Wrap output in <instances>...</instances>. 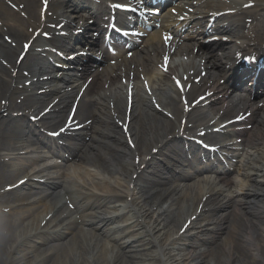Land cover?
Returning <instances> with one entry per match:
<instances>
[{
	"label": "bare ground",
	"instance_id": "6f19581e",
	"mask_svg": "<svg viewBox=\"0 0 264 264\" xmlns=\"http://www.w3.org/2000/svg\"><path fill=\"white\" fill-rule=\"evenodd\" d=\"M25 1L29 3L26 22L0 0V16L16 41L33 38V31L27 32L28 26H41L35 20L38 4ZM250 1L255 5L245 9L244 5ZM203 7L210 8L206 12L208 16L213 11L211 16L218 12L223 15L211 28H207L209 20L202 16L200 8ZM172 9L161 19V28L151 38L150 55L134 59L123 74L128 79L133 73L130 81L134 85L127 132L118 126L119 121L125 120L123 92L127 83L119 85L117 71L106 66L87 90V94L98 91V97L88 103L86 110L94 123L90 145L78 156V166L60 171L56 186H61L52 187L49 201H46L48 197L43 199L41 190L34 191L35 182L30 174L25 175L26 179L18 177L22 172L19 165L12 168L8 186L13 189L5 192L3 184L7 176L0 158V264H264L263 108L257 103L237 107V101L229 97L224 85L217 80L211 83L201 80L197 87L184 88L187 109L179 103L180 98H175L172 83L157 67L164 52L163 34L169 37L173 33L183 42L190 38L191 45L198 47L197 53L192 50L187 59V65L195 71L193 77L199 76L202 70L217 68L218 48L230 47L229 61L235 54L252 56L253 52L264 49V0H179L175 10ZM229 11L234 12L227 15ZM247 17H252L249 24L245 21ZM188 19L207 31H216L214 34L222 37L221 40L208 43L203 52L202 44L197 41L201 34L183 33L190 25ZM230 34L235 36L232 44L223 40ZM33 41L35 48L40 39L33 38ZM53 43L64 46L58 38ZM178 53L188 54V49L176 48L174 55ZM12 54L6 45L1 47L0 98L8 101L12 87L20 80L14 72L24 67L14 61ZM199 56L205 57L202 66ZM28 66L35 75L37 67ZM179 70L184 71L185 66ZM141 75L149 80L156 105L144 91ZM38 85L42 86V81ZM112 85L116 86L113 99H108L106 91ZM46 96H39L35 102L24 99L18 110L26 108L30 114L37 115L36 121L45 123L49 114L40 116L38 102ZM203 96L213 112L197 103ZM92 102L94 107L90 106ZM67 105L68 101L61 102L60 115ZM248 111L251 115L233 122L224 133L208 135L207 140L231 133L240 139L238 145L252 149L241 162L233 163L235 156L228 155L220 145L222 158L214 155L222 164L220 182L208 184L210 190L196 189L193 185L186 186L187 189L163 186L169 180L165 176L169 166L166 159L174 143L200 150L190 137L211 128L210 123L216 117L229 120L239 112ZM6 113V106L0 103V150L8 146L6 129L9 127H17L25 136L28 132H37L30 128L37 122L31 125ZM259 114L261 117L257 118ZM234 173L243 180L232 176ZM55 182L56 178H52L53 185ZM58 188L66 191V199L55 194ZM7 194L11 196L5 199ZM36 196L39 198H32ZM71 203L74 210L69 208ZM91 210L95 212L88 213ZM20 221L22 226L11 235Z\"/></svg>",
	"mask_w": 264,
	"mask_h": 264
},
{
	"label": "rangeland",
	"instance_id": "374dc122",
	"mask_svg": "<svg viewBox=\"0 0 264 264\" xmlns=\"http://www.w3.org/2000/svg\"><path fill=\"white\" fill-rule=\"evenodd\" d=\"M17 229V228H16Z\"/></svg>",
	"mask_w": 264,
	"mask_h": 264
},
{
	"label": "snow or ice",
	"instance_id": "6c2138e0",
	"mask_svg": "<svg viewBox=\"0 0 264 264\" xmlns=\"http://www.w3.org/2000/svg\"><path fill=\"white\" fill-rule=\"evenodd\" d=\"M167 39V38H166Z\"/></svg>",
	"mask_w": 264,
	"mask_h": 264
}]
</instances>
